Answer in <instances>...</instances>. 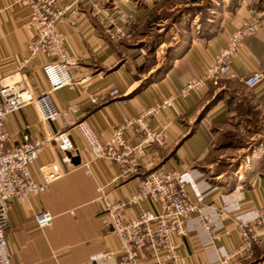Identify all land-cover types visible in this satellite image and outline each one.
<instances>
[{
  "label": "crops",
  "instance_id": "obj_1",
  "mask_svg": "<svg viewBox=\"0 0 264 264\" xmlns=\"http://www.w3.org/2000/svg\"><path fill=\"white\" fill-rule=\"evenodd\" d=\"M135 1L81 0L57 23L73 57L69 66L73 83L52 91L51 99L57 109L75 104V111L67 116L86 121L100 139L107 137L123 116L134 115L168 93H177L187 79L199 75L204 64L214 58L226 34L261 8L259 0H221L211 6L212 16L205 32L196 28L185 38L174 39L166 56L161 48L164 42L160 41L151 51L154 60L148 62L151 46L142 48L108 40L94 11L96 6H116L132 16L133 24L138 26L149 9L148 4L138 8ZM28 16L27 7L0 0V84L24 79L31 88L39 89L47 86L42 72L46 57L36 54L22 62L34 34L26 24ZM244 39L230 68L241 75L258 69L263 73L258 84L246 87L233 80L207 82L199 92L178 96L148 119L155 128L167 125L165 142L149 149L150 169L158 165L175 169L190 201L207 215L210 229L202 230L195 216L190 215L183 234L173 237L177 255L174 261L157 263L143 253L138 264H218L239 242L238 222L251 221L257 207L264 204V145L234 154L227 163L223 160L224 165L219 159H209L217 134L245 127L236 119L264 118V24ZM111 89L118 93L111 95ZM63 118L49 122L37 105L29 104L8 114L6 126L13 135L12 144H18L24 133L35 138L49 136L59 130ZM69 136L77 148L73 155L77 164L67 169L61 163L63 173L38 195L13 196L9 200L6 235L12 264H116L114 258L102 256L106 250L116 249L118 240L110 232L95 191L97 184L113 176L116 164L91 159L75 128L69 129ZM124 136L134 139L131 130H126ZM59 154L54 143L41 148L30 166L31 175L40 178V166L58 160ZM134 182L106 183L104 189L110 199H120L131 192ZM39 208L52 213L50 223L43 228L34 222ZM139 208L153 211L159 206L140 201L125 209L126 216ZM257 232L258 241L253 243L248 258L254 261L245 259L241 264H264V224L257 227Z\"/></svg>",
  "mask_w": 264,
  "mask_h": 264
},
{
  "label": "built area",
  "instance_id": "obj_2",
  "mask_svg": "<svg viewBox=\"0 0 264 264\" xmlns=\"http://www.w3.org/2000/svg\"><path fill=\"white\" fill-rule=\"evenodd\" d=\"M11 1L28 8L26 24L34 30L27 44L28 56L22 62L25 63L36 54L45 56L42 72L47 86L33 89L24 79L0 84V264H12L6 235L11 197L38 195L63 173L61 163L66 164L67 169L74 167L70 157L76 155L77 148L69 136L70 128H75L87 146L91 159H107L116 164V172L106 183L117 184L135 179L131 192L120 199L108 197L104 189L106 183L95 187L96 200L108 219L110 232L118 240L117 248L106 250L102 256L114 258L116 264H138L143 253L155 258L157 263L174 261L177 255L173 237L183 234L186 218L194 215L202 230L210 229L209 221L207 215L190 201L175 169L160 165L150 169L151 162L147 161L149 149L165 142L167 125L155 128L148 124V119L173 103L178 96L183 97L191 91L199 92L207 82L233 80L251 87L262 80L263 73L258 69L241 75L230 68V62L242 48L244 38L263 26L264 0H259L260 10L226 34L224 45L210 62L204 64L199 75L187 79L177 93H168L134 115L123 116L111 128L109 135L101 139L86 121L67 116L68 112L75 111V104L57 109L51 99L52 91L73 83L69 70L70 64L74 62L73 57L67 51L64 35L57 28V23L71 6L81 0H69L65 4L61 0ZM94 11L108 40L115 42L132 35L133 18L124 10L116 6H96ZM254 62L257 65L256 59ZM109 92L111 95L118 93L116 89ZM29 104L37 105L43 118L49 122L58 121L60 116H64L59 122V130L37 138L24 133L20 143L12 144L13 135L6 126L7 115ZM126 130L133 132V140L124 136ZM53 143L60 151L58 160L41 165L40 178H34L30 166L38 151ZM140 201L156 202L159 209L152 211L139 208L133 215L126 216L125 209ZM51 219L52 213L48 209L39 208L34 214L35 226L38 228L48 225ZM261 224H264V204L257 207L251 221L238 222L239 242L220 258L218 264H241L250 258L253 243L259 238L257 227Z\"/></svg>",
  "mask_w": 264,
  "mask_h": 264
},
{
  "label": "rangeland",
  "instance_id": "obj_3",
  "mask_svg": "<svg viewBox=\"0 0 264 264\" xmlns=\"http://www.w3.org/2000/svg\"><path fill=\"white\" fill-rule=\"evenodd\" d=\"M220 1L136 0L135 5L138 8L142 9L144 5L148 4L149 11L141 23L137 24L138 26H136V23L133 24L134 31L130 37L117 41L127 45L141 46L142 48L148 45L151 46L148 53L145 52V49L142 50L147 53L148 62H152L154 60L153 49L160 41L164 42L161 48H163L162 52L166 56L170 54L173 48L169 45L175 42L174 39L185 38L190 32H195L196 28L205 32L209 27L208 23L212 16L211 6ZM256 112L258 113V111ZM236 120L242 122L245 127L225 129L217 134L210 153V160L219 159L227 163L234 154L244 152L245 149L264 145V118ZM224 161L220 162V165H224Z\"/></svg>",
  "mask_w": 264,
  "mask_h": 264
},
{
  "label": "water",
  "instance_id": "obj_4",
  "mask_svg": "<svg viewBox=\"0 0 264 264\" xmlns=\"http://www.w3.org/2000/svg\"><path fill=\"white\" fill-rule=\"evenodd\" d=\"M70 159H71V161H72L73 164H77L78 159H77L76 156H72V157H70Z\"/></svg>",
  "mask_w": 264,
  "mask_h": 264
},
{
  "label": "trees",
  "instance_id": "obj_5",
  "mask_svg": "<svg viewBox=\"0 0 264 264\" xmlns=\"http://www.w3.org/2000/svg\"><path fill=\"white\" fill-rule=\"evenodd\" d=\"M248 260H249V259H248ZM252 261H254V259H252V260L250 259L248 262L251 263Z\"/></svg>",
  "mask_w": 264,
  "mask_h": 264
}]
</instances>
